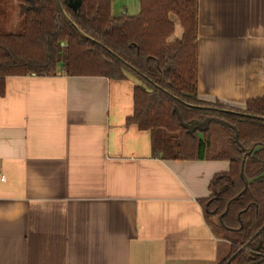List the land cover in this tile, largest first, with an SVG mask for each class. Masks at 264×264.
<instances>
[{"label": "crops", "instance_id": "obj_1", "mask_svg": "<svg viewBox=\"0 0 264 264\" xmlns=\"http://www.w3.org/2000/svg\"><path fill=\"white\" fill-rule=\"evenodd\" d=\"M140 4L111 0V13ZM175 18L170 40L183 33ZM196 51L199 100L243 109L263 96L264 0H197ZM140 82L62 68L5 77L0 264H217L229 253L200 203L229 161L161 157L152 131L127 122Z\"/></svg>", "mask_w": 264, "mask_h": 264}, {"label": "trees", "instance_id": "obj_2", "mask_svg": "<svg viewBox=\"0 0 264 264\" xmlns=\"http://www.w3.org/2000/svg\"><path fill=\"white\" fill-rule=\"evenodd\" d=\"M17 1L19 27H0V95L9 75L54 74L58 68L68 75H136L141 82L127 122L152 131L161 157L229 161L200 202L212 231L230 244L217 264H264V94L243 109L197 98V0H141L138 14L118 17L111 0H80L76 10L67 0ZM171 13L183 28L174 40ZM175 107L185 124L196 120L193 129L180 124ZM214 133L218 138L209 139Z\"/></svg>", "mask_w": 264, "mask_h": 264}, {"label": "rangeland", "instance_id": "obj_3", "mask_svg": "<svg viewBox=\"0 0 264 264\" xmlns=\"http://www.w3.org/2000/svg\"><path fill=\"white\" fill-rule=\"evenodd\" d=\"M8 2H9L8 0H4L1 3V6H0V9H1V12H0V27H2L4 30H7V31H10L9 29H11V28L16 30L19 27V25H20L21 18H20L19 21L16 20V17H14V13H15L17 7H16L15 4H10V2L9 3ZM12 16H13V20L15 19L14 22L12 20ZM170 18H171V20H173V19L176 20L175 16L172 13L170 14ZM1 24H2V26H1ZM165 129L166 128L160 129V135L163 136L165 133L167 134V131H166L167 129L166 130ZM197 135L200 136V137H203V134L201 132H198ZM223 135L222 134L219 135L220 138ZM214 137H217V133H214V136H210V134H209V139L213 140ZM220 144H221L220 141L216 142L217 146H220ZM214 221H215V219L213 218V222Z\"/></svg>", "mask_w": 264, "mask_h": 264}, {"label": "water", "instance_id": "obj_4", "mask_svg": "<svg viewBox=\"0 0 264 264\" xmlns=\"http://www.w3.org/2000/svg\"><path fill=\"white\" fill-rule=\"evenodd\" d=\"M68 4H69V6H71L74 10H76L77 7H78L79 4H80V0H68ZM61 44L63 45V43H61ZM175 111H176V113H177V116H178V119H179V121H180V124H181L183 127H185V128H191V129H193V128L195 127V122H196V120H193L192 123H191V125H187V124H185V123L183 122V120H182V118H181V115H180V113H179L177 107H175ZM206 121H207V118L204 119V122H206ZM241 175H242V170H241ZM236 197H237V196H236ZM236 197H235V198H236ZM235 198H234V199H235ZM232 200H233V199H232ZM232 200H230V201L228 202L225 211L219 215V222H220L221 225H223L222 217L224 216V214H226V212H227V210H228V207H229V203H230Z\"/></svg>", "mask_w": 264, "mask_h": 264}]
</instances>
